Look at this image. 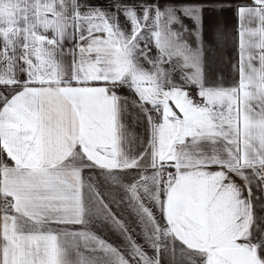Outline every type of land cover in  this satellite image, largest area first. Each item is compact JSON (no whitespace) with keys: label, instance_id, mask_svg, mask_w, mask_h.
<instances>
[{"label":"snow or ice","instance_id":"1","mask_svg":"<svg viewBox=\"0 0 264 264\" xmlns=\"http://www.w3.org/2000/svg\"><path fill=\"white\" fill-rule=\"evenodd\" d=\"M212 2L230 85L208 0H0V264H264V0Z\"/></svg>","mask_w":264,"mask_h":264},{"label":"rangeland","instance_id":"2","mask_svg":"<svg viewBox=\"0 0 264 264\" xmlns=\"http://www.w3.org/2000/svg\"><path fill=\"white\" fill-rule=\"evenodd\" d=\"M91 2L100 3L107 7L109 0H91ZM128 2L133 3L135 0H128ZM215 7V5L207 6L204 13L205 42L206 40L210 41L211 39L216 40L218 43L219 41H222L223 39H217L216 34L217 32H223L225 29H228L224 26V15L230 16L231 18L234 15L231 9L225 7L224 11H215ZM222 50L223 48L216 46L207 48L205 55V73L209 83L216 82L220 77H223L224 84L230 85L236 79L235 71L229 69L231 66V63L229 62L234 59V54H226L225 52H221ZM196 91L195 88L191 90L193 98H197ZM98 232L100 234V231ZM105 232L107 233V226Z\"/></svg>","mask_w":264,"mask_h":264},{"label":"crops","instance_id":"3","mask_svg":"<svg viewBox=\"0 0 264 264\" xmlns=\"http://www.w3.org/2000/svg\"><path fill=\"white\" fill-rule=\"evenodd\" d=\"M236 2V0H234V3ZM208 6H214L212 0H208ZM226 8L227 5H225ZM229 9V8H228ZM224 15V26L225 31H223L222 33H224L225 39H223L222 41H219V43L216 40L211 39L210 41L205 42V49L207 50L208 47H212V46H216V47H221L223 48V50L221 52H225L226 54H234V59H232V61H230L229 63H231V66L229 69L234 70L232 65L236 62V50H235V41H236V37L234 36V32L236 30L237 27V22L235 19V16L233 15L232 18L230 16ZM228 18V19H227ZM205 50V52H206ZM120 94L122 96L125 97H129V99H131L130 93H128V91L126 89L120 90ZM130 111L132 112L133 116L135 115L136 110L134 108H131L130 106ZM136 132L140 135L143 136L145 134V130H144V126L142 123L140 124H135L134 125ZM89 173L86 171L85 175L87 176ZM257 196H259V193H256ZM257 211H260L259 207L257 208ZM133 227H136L135 224H133ZM97 231H100V234L108 241H110L111 243L117 245V246H121L122 245V240L121 238L114 232L112 231L110 228L107 227V233L105 232L106 230V226L103 229H95ZM139 233V228L137 227V234H134V239L137 240V243H142V240L140 238V236L138 235ZM146 251H149V253L151 252L150 249L147 248V246H145ZM165 264H167V261L165 260Z\"/></svg>","mask_w":264,"mask_h":264}]
</instances>
